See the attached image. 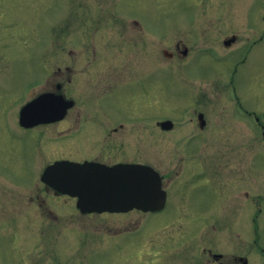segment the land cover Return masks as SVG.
Returning <instances> with one entry per match:
<instances>
[{
  "label": "rangeland",
  "instance_id": "obj_1",
  "mask_svg": "<svg viewBox=\"0 0 264 264\" xmlns=\"http://www.w3.org/2000/svg\"><path fill=\"white\" fill-rule=\"evenodd\" d=\"M90 19L121 20L128 26L130 20L138 21L139 26L114 28L127 29L119 33L118 54L124 58L131 50L128 58L152 68L146 107L152 129L143 124L146 119L127 129L138 133L129 135L137 143V159L161 171L172 169L191 156L180 150L188 147L203 161L230 164L234 180L247 169L241 178L247 179L250 191L247 210L240 198L233 199L231 212L221 219L217 204L216 222L206 219L200 225L216 226L219 233L232 228L234 244L264 246V0H0V82L11 90L9 96L7 91L0 95V123L2 115L18 113L21 100L15 101L23 87L19 73L64 67L71 29L80 33L82 21ZM232 36L235 41L225 45ZM133 43H140L142 52ZM177 44L187 48L186 55L176 50ZM87 56L92 59L91 50ZM31 83L34 90L41 88ZM146 85L147 79L135 88L140 105ZM89 105V114L98 119L123 121L133 113L126 99L110 97ZM196 109L205 112L211 133L188 139L178 132L192 130L188 121ZM165 118L175 122V132H161L157 122ZM64 125L47 129L64 130ZM17 133L13 140L0 131V264H152L150 236L154 233L157 240L162 215L148 217L136 210L81 214L74 198L28 187L34 172L21 162L33 161L34 148ZM100 143L75 136L71 144L95 151ZM53 149L48 153L64 150ZM199 185L190 200L203 212L208 193ZM36 199L44 201L41 207Z\"/></svg>",
  "mask_w": 264,
  "mask_h": 264
},
{
  "label": "flooded vegetation",
  "instance_id": "obj_2",
  "mask_svg": "<svg viewBox=\"0 0 264 264\" xmlns=\"http://www.w3.org/2000/svg\"><path fill=\"white\" fill-rule=\"evenodd\" d=\"M107 22L109 23L106 25ZM119 22L124 21L101 19L82 21L80 33H78V30L75 33L71 29L64 67L35 68L33 69L34 72L30 74L37 75L33 79L27 73L24 75L19 73L21 75L19 78L22 79L20 85L22 84L23 87L19 98L15 101L21 100L18 103V113L16 115H2L3 120L0 124L3 126L0 125V127L4 129L0 131L13 137V132L17 130L19 139H24L27 144L33 145V161L26 160L21 162L26 170L30 171L33 169L34 172L31 183L27 184L28 187L41 186L46 192L51 191L53 196L74 198L76 203V197L65 194L53 187L61 184L55 178L56 175L53 174V177L43 178V174L48 167L61 161L73 163L95 162L107 166H114L120 163L151 166L159 172L162 178V188L165 192L164 207L159 211L148 212L133 209L147 214L148 217L163 216L162 227L160 232L157 233V240H153L154 233L150 236L151 248L148 253L150 263L264 264V246L254 244L251 247L249 242L243 241L242 243L234 244L232 241V228L227 227L225 228L226 230L223 229L222 233H219L216 226L202 227L200 225L202 220L205 222L208 220L211 224L213 220H210L214 218L216 222L218 216L217 204L220 205L219 215L221 219L226 217L227 212L228 214L231 212V210H227L228 205L231 208L233 207L231 205L233 199L240 198L241 205L243 207L246 205L247 210L250 191L247 179H241L248 174L247 169H242L238 172L242 177L234 180L235 170L233 171V168H230V164L203 161L194 157L193 149L188 147L180 150L187 151L185 154L189 153L193 156L186 158V162H179L172 169L161 171L147 161L137 159V143H135L134 138H130L138 135V133L135 130L130 131L127 129L138 126V120L143 122L142 120L144 119H146V122L143 124L146 126L148 124L149 128L151 127L152 129L153 117L150 115L151 109L146 108L150 98L149 91L152 90L150 84L152 68H145L139 65L135 58L130 57L132 55L128 58L131 50H126L128 54L124 58L118 54L119 33H125L127 29L119 31V29L114 28L128 26ZM132 26H139L137 19L130 20L128 27ZM140 28L142 27L140 26ZM132 45H134L133 48L142 52L143 49L140 43H133ZM132 45H127L126 49H131ZM175 48L177 51L180 49L181 53L184 54V49L181 50L180 44H177ZM79 49L80 52L78 53ZM90 50L93 56L91 60L87 56ZM163 53L173 56L171 52L167 53V51H164ZM149 56L151 57V51ZM9 74L13 75L12 72H9ZM15 75H13V78ZM146 79L147 85L141 90L143 106L138 102V89L135 88L142 81H146ZM31 80L33 83L41 85V88L34 90V87H31ZM12 82L15 83L14 79ZM1 87H3V83L0 82V95L6 94L7 91L9 96L11 90ZM41 95H49L53 100L57 99V97L64 99L67 104L64 117L44 122H38L33 117L22 121L20 117L22 108ZM110 97L123 101L126 99L129 104V111L135 113H131L132 119L122 121L118 117L109 116L98 119L93 117L92 113L89 114L90 103H102ZM148 110L150 112L149 116L147 114ZM137 112L141 114H137ZM204 113L203 110L196 109L190 121H188L192 130L178 133L188 139H197L203 134H210L211 132L207 129L210 127V120L207 119ZM142 114H144L143 118H141ZM201 114L203 116L202 119L200 118ZM166 120L171 119L165 118L157 122L161 132L167 134L175 132L177 125L174 121L170 128L165 129L163 127L162 122ZM63 122H65L64 130L58 129V127L56 130L47 129L59 126ZM126 126L129 128H126ZM17 135L15 136L17 137ZM129 135L131 136L130 138ZM262 135L264 137V132H262ZM75 136L81 138L88 136L93 141L94 139L99 140L101 142L100 147L95 151H86V149L75 145L72 146L71 143ZM11 139L14 140L15 137ZM52 144L54 146L49 147ZM55 147H63L64 150L58 153H48L49 151L53 152ZM147 153L152 154L151 149ZM197 183L200 184L199 186L202 190H207L208 193L206 197L208 204L205 205L203 212L201 209L203 207H193V201L190 200L195 190L194 186ZM36 200L38 206L41 207L44 201L42 199ZM224 205H227V209ZM151 223L157 222L153 221ZM170 224L175 226L169 227ZM155 228L152 230L154 231ZM253 257L258 259L257 263H254Z\"/></svg>",
  "mask_w": 264,
  "mask_h": 264
},
{
  "label": "water",
  "instance_id": "obj_3",
  "mask_svg": "<svg viewBox=\"0 0 264 264\" xmlns=\"http://www.w3.org/2000/svg\"><path fill=\"white\" fill-rule=\"evenodd\" d=\"M235 36L224 41L230 45ZM187 48L184 54H187ZM67 104L64 99H52L41 95L26 104L21 112L22 121L35 118L44 122L64 117ZM202 119V114L200 115ZM170 120L163 121L164 128H170ZM61 183L53 187L63 193L78 197L77 207L83 212H119L133 208L144 211L160 210L164 206L165 192L161 176L152 167L141 164H117L107 166L95 162H57L48 167L45 177H53Z\"/></svg>",
  "mask_w": 264,
  "mask_h": 264
}]
</instances>
